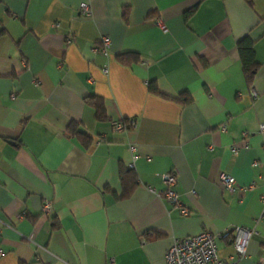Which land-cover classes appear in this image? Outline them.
<instances>
[{
    "label": "crops",
    "instance_id": "0c3cea01",
    "mask_svg": "<svg viewBox=\"0 0 264 264\" xmlns=\"http://www.w3.org/2000/svg\"><path fill=\"white\" fill-rule=\"evenodd\" d=\"M244 36L258 63L251 85ZM123 53L134 61L118 62ZM151 81L170 97L148 92ZM182 93L189 102L174 99ZM127 118L134 128L113 129ZM261 123L264 0H0V264H165L173 239L237 226L251 229L245 254L224 236L218 256L264 264ZM130 163L136 185L119 198ZM168 172L187 216L158 196ZM221 173L241 189H222Z\"/></svg>",
    "mask_w": 264,
    "mask_h": 264
},
{
    "label": "built area",
    "instance_id": "2783aa9c",
    "mask_svg": "<svg viewBox=\"0 0 264 264\" xmlns=\"http://www.w3.org/2000/svg\"><path fill=\"white\" fill-rule=\"evenodd\" d=\"M79 13L83 16L90 14V8L88 3L82 2L79 6ZM160 27H164L159 22ZM98 50L106 55L108 52L110 39L107 36L102 37ZM103 73H107V69H102ZM253 97L256 96L254 91H251ZM112 127L116 131H123L132 129L135 127V120L127 118L125 123L122 120L113 121ZM224 130V124L221 126ZM259 132L264 131V123H261L258 127ZM130 149L133 151L134 148L131 146ZM232 153L237 152L236 147H231ZM135 156H133L134 159ZM129 168L133 167L130 163ZM163 182L166 187L158 193L164 201L170 203L179 208L180 214L183 216L189 215V209L182 205L179 201L173 186L176 183V176L172 172H168L162 175ZM218 185L228 192L232 193L241 188L236 183L235 179L227 173H221L217 180ZM41 209L44 213L51 210V201L44 200L42 202ZM251 235V229L248 227L237 226L234 227L228 234H213L210 231L203 230L195 235H189L179 239H173L164 254L165 264H233V256H229L225 259L218 256V249L216 240L221 237L228 238L229 244L231 245L234 256L241 257L245 254L246 245Z\"/></svg>",
    "mask_w": 264,
    "mask_h": 264
},
{
    "label": "trees",
    "instance_id": "16d2710c",
    "mask_svg": "<svg viewBox=\"0 0 264 264\" xmlns=\"http://www.w3.org/2000/svg\"><path fill=\"white\" fill-rule=\"evenodd\" d=\"M253 45L254 42L247 36L242 37L236 44V49L241 61L243 76L247 85H251L253 77L258 68V63L255 60ZM132 55V53L118 54L116 55V60L121 64L128 65L130 62L134 61V59L131 57ZM147 89L148 92L152 94L159 95L164 98L170 97L159 92L153 81L148 83ZM174 99L180 103H187L190 101V97L184 93L180 94L179 97ZM84 102L94 109L95 118L97 121H102L107 118L104 101L101 97L89 95L85 97ZM125 120L126 119H122L123 123H125ZM67 129L70 135L80 137L82 140L86 139V135L79 128L78 123H69ZM120 180L122 183V194L119 198H126L136 185L135 175L132 172V168H122L120 171Z\"/></svg>",
    "mask_w": 264,
    "mask_h": 264
}]
</instances>
